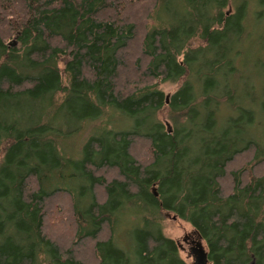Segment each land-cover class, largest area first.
Wrapping results in <instances>:
<instances>
[{"label":"trees","instance_id":"trees-1","mask_svg":"<svg viewBox=\"0 0 264 264\" xmlns=\"http://www.w3.org/2000/svg\"><path fill=\"white\" fill-rule=\"evenodd\" d=\"M16 5L17 47L0 35V264H88L81 243L90 264H187L166 213L208 264H264V145L249 132L264 118V0H0V12ZM255 79L261 97L240 86ZM54 201L72 226L65 249L46 224Z\"/></svg>","mask_w":264,"mask_h":264},{"label":"rangeland","instance_id":"rangeland-1","mask_svg":"<svg viewBox=\"0 0 264 264\" xmlns=\"http://www.w3.org/2000/svg\"><path fill=\"white\" fill-rule=\"evenodd\" d=\"M19 6L16 5L11 10H8L6 12L5 11L0 12V20H3L2 23L0 24V35L4 39V41H6V43L9 45V47H17V44L14 43L15 41L14 36H11L9 34L8 25L11 20V15L14 18L16 16H13V15L15 14L19 15V12H20ZM130 7H134V8L136 7L135 9H133L134 14L132 16L137 17V18L134 17L136 19L134 20L137 23V25L142 26V28L152 25V21L148 20L145 17V13L140 12V8L138 6H130ZM144 7L145 5L143 6V8ZM231 9L232 7L230 5L226 11L229 13L231 12ZM1 17H4V18H1ZM244 42H245L243 43L244 51L251 50V48L254 47L255 45V42L252 40V38H245ZM199 44H201V42L194 40L192 41L191 46L196 47ZM59 67L62 69L63 67L62 63H59ZM247 76L249 77V73L247 71H244V77H247ZM261 81L262 80H258V79H255L253 81L248 80L247 81L248 83H245L246 84L245 87H244L245 85L244 83H241L240 86L241 88H246L250 85V83L252 84L253 82L254 83V93L256 97H261L262 95L261 94V88H262ZM180 84H181V81L175 84L161 83L158 85V88L162 90L166 96H169L173 92H175V90L180 86ZM250 87L251 86H249V88ZM256 117H257L256 120H254L252 123L249 124L250 125L249 132L251 133V135H254L257 139L259 138L261 140V143L264 145V128L262 127L259 130L260 136H259V133H257L254 129L255 124L259 122H264V118H262L260 114ZM158 119L165 125L166 128H170L171 126L170 122L167 120V109H164L163 111H160L158 113ZM134 150L137 156H142V154L145 152L144 145H141L140 143L134 147ZM2 151H3V147L0 149V157H1ZM246 161L247 160L245 158L241 159L238 165L243 166L244 163H246ZM233 168H235V165L233 166ZM62 199H66V198L64 196H61L60 200ZM47 209H48L49 214H48V217L46 218V224L47 223L49 224V227H48L49 235L53 237L54 240L59 242L60 245L64 249L69 247L70 242H71L70 235H71L72 226H71L70 220L68 219L67 208L64 205L60 204L59 201H54L52 203L51 202L49 203ZM162 232L165 237L170 238L177 243L179 257L185 263L192 264V257L190 254V249L194 246V243L199 240L196 237L191 226L183 220H180L176 217L174 218L173 214L166 213L162 220ZM201 243L204 246L203 241H201ZM90 249L91 248L89 244L81 243L79 245L77 253H81V255L84 256L83 257L84 263H88V264L91 263Z\"/></svg>","mask_w":264,"mask_h":264},{"label":"water","instance_id":"water-1","mask_svg":"<svg viewBox=\"0 0 264 264\" xmlns=\"http://www.w3.org/2000/svg\"><path fill=\"white\" fill-rule=\"evenodd\" d=\"M197 238L199 241L195 242L192 249H190V254L192 257V264H208L206 250L201 243L200 237L197 236Z\"/></svg>","mask_w":264,"mask_h":264},{"label":"flooded vegetation","instance_id":"flooded-vegetation-1","mask_svg":"<svg viewBox=\"0 0 264 264\" xmlns=\"http://www.w3.org/2000/svg\"><path fill=\"white\" fill-rule=\"evenodd\" d=\"M192 249V248H191Z\"/></svg>","mask_w":264,"mask_h":264}]
</instances>
